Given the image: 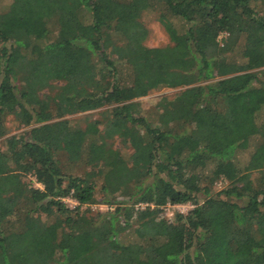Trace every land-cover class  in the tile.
<instances>
[{"label":"trees","instance_id":"1","mask_svg":"<svg viewBox=\"0 0 264 264\" xmlns=\"http://www.w3.org/2000/svg\"><path fill=\"white\" fill-rule=\"evenodd\" d=\"M157 8L170 44L147 48ZM157 88L178 91L151 124L136 100ZM262 108L264 0H8L0 137L6 116L26 129L0 149V264H264Z\"/></svg>","mask_w":264,"mask_h":264},{"label":"rangeland","instance_id":"2","mask_svg":"<svg viewBox=\"0 0 264 264\" xmlns=\"http://www.w3.org/2000/svg\"><path fill=\"white\" fill-rule=\"evenodd\" d=\"M8 0H0V10L3 9V6L7 3ZM160 11H162L161 8L149 10L146 12H143L140 16V23L142 26L145 27L147 30V35L145 40L143 41V45L147 48H156V47H162L165 45H169L170 42L168 40V37L166 33L163 30V27L159 25L158 16ZM182 21L172 19L170 24L174 26L179 32L182 29ZM241 48V45L239 44L235 50L233 51L232 59L238 60L239 59V50ZM178 90L177 89H167V88H157L155 90L150 91L146 96L141 97L137 99L139 106H140V115L146 119L147 122L154 124L156 120V109L155 104L161 97L170 98L175 94ZM105 108H100L94 111H89L85 113H77L74 115H65L63 118L69 119L72 126L83 128L86 123L98 120L100 119V113ZM264 121V108H262L258 113L255 115V121L257 124L262 123ZM4 128H5V134L0 137V149H3V140L6 136H16L19 133H21L26 128L21 127L17 124L10 116H6L4 118ZM106 144H108L111 149L117 150L120 155L124 159H127L128 154L130 153V149H128L126 146L122 145L117 139H110L106 140ZM248 155V151H244L243 153H240L238 156V164L242 165ZM69 172L72 175H80L82 170H87L88 168L82 167H70L68 168ZM30 177H25L24 180H29ZM227 184L226 181L222 179L216 180L213 185L211 186V191L217 192L221 190L223 187H225ZM100 186V181L98 179H95V187L98 188ZM96 197H98L96 195ZM63 201H65L67 207H70L73 205V201H70L68 198H62ZM163 215L164 217L171 219L173 216V213H179V211H182L184 213L187 209L185 206L183 208L177 210L172 208L171 206H164L163 207ZM82 210V209H81ZM89 210L91 212L94 211H100L105 212V207L101 205H91L89 207ZM43 219V216H41ZM133 238H131V234L129 232H124L122 236V240L129 241Z\"/></svg>","mask_w":264,"mask_h":264},{"label":"built area","instance_id":"3","mask_svg":"<svg viewBox=\"0 0 264 264\" xmlns=\"http://www.w3.org/2000/svg\"><path fill=\"white\" fill-rule=\"evenodd\" d=\"M220 36H224V35H220ZM33 182H34V180H33ZM33 187H35V188H41L40 185L37 184V183H35L33 185ZM183 206H185V208L187 210L184 213H182V211H179V214H181V215H184L189 209L192 208L193 205H191L189 202H186V203H183V204H180V205H174V206H171V207L174 208V209L179 210V209L183 208Z\"/></svg>","mask_w":264,"mask_h":264}]
</instances>
